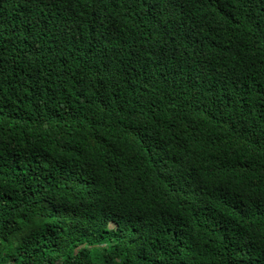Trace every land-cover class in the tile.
I'll return each instance as SVG.
<instances>
[{
  "label": "trees",
  "instance_id": "obj_1",
  "mask_svg": "<svg viewBox=\"0 0 264 264\" xmlns=\"http://www.w3.org/2000/svg\"><path fill=\"white\" fill-rule=\"evenodd\" d=\"M0 264H264V0H0Z\"/></svg>",
  "mask_w": 264,
  "mask_h": 264
}]
</instances>
